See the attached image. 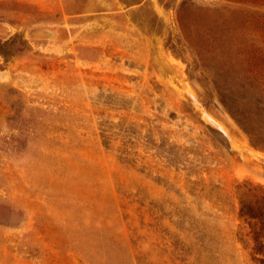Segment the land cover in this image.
Wrapping results in <instances>:
<instances>
[{"label":"rangeland","instance_id":"1","mask_svg":"<svg viewBox=\"0 0 264 264\" xmlns=\"http://www.w3.org/2000/svg\"><path fill=\"white\" fill-rule=\"evenodd\" d=\"M0 264H264V0H0Z\"/></svg>","mask_w":264,"mask_h":264},{"label":"bare ground","instance_id":"2","mask_svg":"<svg viewBox=\"0 0 264 264\" xmlns=\"http://www.w3.org/2000/svg\"><path fill=\"white\" fill-rule=\"evenodd\" d=\"M204 118L210 122V119L213 121V123H218L221 127L224 128L223 124L220 123L217 119H215L209 112H204Z\"/></svg>","mask_w":264,"mask_h":264},{"label":"water","instance_id":"3","mask_svg":"<svg viewBox=\"0 0 264 264\" xmlns=\"http://www.w3.org/2000/svg\"><path fill=\"white\" fill-rule=\"evenodd\" d=\"M219 127L224 131V132H226V130L223 128V127H221L220 125H219ZM227 133V132H226Z\"/></svg>","mask_w":264,"mask_h":264},{"label":"trees","instance_id":"4","mask_svg":"<svg viewBox=\"0 0 264 264\" xmlns=\"http://www.w3.org/2000/svg\"><path fill=\"white\" fill-rule=\"evenodd\" d=\"M5 56H7V55H5Z\"/></svg>","mask_w":264,"mask_h":264}]
</instances>
